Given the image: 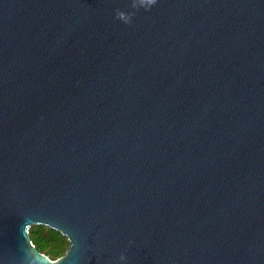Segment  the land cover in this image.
I'll return each instance as SVG.
<instances>
[{"label": "water", "instance_id": "1", "mask_svg": "<svg viewBox=\"0 0 264 264\" xmlns=\"http://www.w3.org/2000/svg\"><path fill=\"white\" fill-rule=\"evenodd\" d=\"M130 5L0 0V264H264V0Z\"/></svg>", "mask_w": 264, "mask_h": 264}, {"label": "trees", "instance_id": "2", "mask_svg": "<svg viewBox=\"0 0 264 264\" xmlns=\"http://www.w3.org/2000/svg\"><path fill=\"white\" fill-rule=\"evenodd\" d=\"M29 234L37 249L52 260L64 255L69 247V241L62 233L45 225H33Z\"/></svg>", "mask_w": 264, "mask_h": 264}, {"label": "clouds", "instance_id": "3", "mask_svg": "<svg viewBox=\"0 0 264 264\" xmlns=\"http://www.w3.org/2000/svg\"><path fill=\"white\" fill-rule=\"evenodd\" d=\"M158 0H131V8L135 11L132 12H126L120 9L116 10L115 18L125 25H130L132 23L133 17L136 15V12H138L141 8H143L145 11H150L151 8L156 5ZM119 260L121 262H125L127 260V257L125 254H121L119 257Z\"/></svg>", "mask_w": 264, "mask_h": 264}]
</instances>
